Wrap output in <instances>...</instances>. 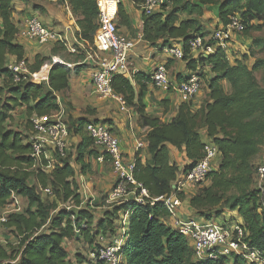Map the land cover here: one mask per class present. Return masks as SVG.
I'll return each mask as SVG.
<instances>
[{
	"label": "trees",
	"instance_id": "obj_1",
	"mask_svg": "<svg viewBox=\"0 0 264 264\" xmlns=\"http://www.w3.org/2000/svg\"><path fill=\"white\" fill-rule=\"evenodd\" d=\"M58 1L67 2L79 27L76 36L91 44L97 26L96 0ZM128 1L137 6L142 0ZM12 3L13 0H0V210L14 197L24 204L20 211L8 213L2 224L18 243L0 245V264H104L94 261L91 253L99 247V234L106 236V244L111 243L118 234V216L125 212L128 217L120 244V264H248L233 253L216 258L195 257L188 239L164 222L170 216L166 208L161 202H150L172 193L181 201L185 199V194L172 185L203 157L206 142L200 137L201 128L217 147L219 157L206 176L208 185L199 187L188 199L192 217L214 221L224 210L236 211L242 218L247 243L264 250V183L260 190L255 180L258 164L255 159L264 153V58L255 55L264 51V35L250 36L264 27V0H169L154 13H141L142 39L161 50L180 42L187 54L190 40L195 35H206L199 18L207 6L214 7L217 23L221 25L227 24L229 16L238 14L245 26L239 34L249 40V45L241 59H232L231 54L220 48L197 59L185 55L183 61L190 71L209 66L212 75L204 81L209 101L196 110L191 102H181L175 116L167 122L144 111L141 96L146 83L151 82V74L133 73L131 79L139 84L138 91L128 78L113 76L114 92L122 95L139 114L140 130L145 134L149 157L142 162L139 152L135 153L133 177L146 188L148 198L141 204L129 199L100 210L99 216H95V208L102 207L98 202L93 207L87 204L72 211L58 206L69 199L75 205L80 203L75 175L86 173V158L97 156L83 128L86 122L97 119L69 116V134L79 136L73 152L48 171L30 170V117L57 110L55 94L60 95L68 88L70 75L81 66L56 63L49 68L46 81L13 82L6 67L8 61L24 60L34 73L66 48L54 42L49 55L37 53L29 62L23 45L15 41L17 28L11 20ZM117 17L120 25L128 24L122 3ZM78 57L84 58V54H77ZM251 57L255 58L248 64ZM259 71L261 79L257 77ZM225 81L229 91L225 90ZM135 95L137 103L133 104ZM62 104L68 105L63 100ZM17 110L25 114L20 128L11 126ZM168 145L184 153L188 162L182 168L170 160ZM74 165H78L79 171ZM47 186L52 190L51 196H45L49 201L39 192V188ZM100 197L103 199L105 195ZM67 240L78 243L81 250L70 254Z\"/></svg>",
	"mask_w": 264,
	"mask_h": 264
},
{
	"label": "built area",
	"instance_id": "obj_2",
	"mask_svg": "<svg viewBox=\"0 0 264 264\" xmlns=\"http://www.w3.org/2000/svg\"><path fill=\"white\" fill-rule=\"evenodd\" d=\"M121 2L122 0H96L98 9L97 26L93 34V41L90 45L88 44L87 59L94 64L90 73V80L96 95L114 100L121 111L129 112L124 97L115 93L112 88L114 75L124 76L128 74L129 57L135 46L133 38L127 37L118 30L117 14ZM167 2L169 0H142L138 7L141 13L149 15L159 10ZM244 27L240 16L233 14L229 16L227 24L217 23L214 26L212 25L207 36L195 35L188 43L187 54H185L180 42L163 48V51L171 58L179 61H183L185 55L193 59L206 56L214 52L215 48H220L228 53L233 36L241 33ZM22 34L38 44L58 42L69 51H74V47L68 43L69 40L65 35L43 24L35 15H30L24 19ZM56 63L66 65L61 59L53 56L48 64L43 65L38 72L34 73L28 70L24 60H10L6 63V67L12 73L13 82L15 83L21 80L37 81L39 83L40 80H47V71ZM150 78L154 88L176 93L180 101L186 103L195 98L201 91L205 81L201 67L189 71L180 82L173 81L166 64L163 63L154 67ZM55 98L58 104L57 110L45 115L34 114L30 117L31 129L28 133L31 144L29 155L32 162L30 170L34 172L52 169L59 162V159H65L73 152V148L69 145L66 110L61 97L55 94ZM83 129L91 139L92 149L98 152L95 160L100 163L108 162L114 172V180L104 198L106 208L120 205L129 199H133L140 204L144 203L145 199L148 198V192L133 177L134 158L129 159L123 154L119 139L111 132L109 125L102 121L90 120L85 123ZM144 147L145 140L136 138V152L140 154ZM218 157L217 147L211 141L206 142L203 148V157L185 174H180L172 187H176L178 192H183V188L187 185L193 186L204 182L208 172L216 166ZM255 180L257 188L262 190L264 183V153L259 158ZM77 183L81 199L75 209H80L87 204L93 207L96 197L90 193V187L82 179ZM39 192L43 196L52 195V190L48 186L39 188ZM67 202H72V200L69 199ZM150 202H161L166 208L172 218L171 225L188 239L195 257L216 258L219 255L233 253L242 257L248 264H264V250L250 246L247 243L245 240L247 233L241 223L203 221L193 217L181 219L176 216V210L180 206L181 200L175 193L157 196L152 198ZM20 209V202L14 197L13 201L0 212V225L6 221L8 213L17 212ZM118 217V234L111 239V243L106 244V236L99 234V247L90 256L94 261L104 264L121 263L120 244L123 241L122 235L127 224L128 213H120Z\"/></svg>",
	"mask_w": 264,
	"mask_h": 264
},
{
	"label": "crops",
	"instance_id": "obj_3",
	"mask_svg": "<svg viewBox=\"0 0 264 264\" xmlns=\"http://www.w3.org/2000/svg\"><path fill=\"white\" fill-rule=\"evenodd\" d=\"M12 4L13 11L11 13V20L17 28L15 41L23 45L25 56L29 62H31L33 56L37 53L41 55H49L51 49L54 47V43L38 44L22 34L24 19L30 15L37 16V18L45 25L53 26L55 30L65 35L69 40L68 43L74 47V51L65 49L59 54L53 55L65 62L69 67L75 65L81 66L79 71L70 75L68 88L60 94L62 100L68 104L64 107L66 110V117L85 116L90 119H97L98 121L109 120L110 123L108 125L110 130L118 137L123 154L129 159H133L136 153V138H145V134L140 130L139 114L129 105H127L129 112H123L119 109L117 102L114 100L101 98L96 95L90 80V73L94 64L87 59V52L90 43L76 36L79 27L75 22V18L72 15L67 2H57V0H13ZM122 5L125 7L128 16V24L120 25L117 22L118 30L127 37L135 40V46L129 57V72L127 75H124V77L128 78L135 86L136 91H138L139 84L131 79L133 73L142 72L145 75H150L156 65L163 63L166 64L171 80L177 82L183 80L185 75L190 71L186 68L185 62L175 60L166 54L163 49L161 50L160 48L152 47L145 42L142 39L140 8L138 5L136 6L133 2L128 0H125ZM201 19H203L200 20L201 26L203 28L205 27L207 30H210L212 25L214 26L218 22L215 10L210 16V25H208L209 22L205 20L204 17L201 16ZM136 24L138 25L135 26ZM136 27L138 28V32H135L134 30ZM206 29H202V32H205ZM247 41V39H238V35L235 34L231 41V47L234 45L237 47V42H240V44L244 46ZM80 53L84 54V58H76V55H80ZM201 71L205 80L212 75L209 72V66L201 67ZM203 84L205 85V82H203ZM223 84L225 90L229 91V84L226 81ZM163 100H165V102H163ZM204 101H209L206 89L204 93L201 90L191 101L192 108L195 110L200 108ZM141 102L144 105V111L147 115L158 116L162 122H167L173 118L176 114L178 105L181 103L176 93L156 89L152 86L151 82L146 83V88L141 96ZM136 103L137 97L135 95L133 104ZM86 109L89 111L85 112ZM21 113L24 112L21 111ZM199 134L202 141H210L206 136L204 128L199 130ZM78 139L79 136H71L69 134V145L74 148ZM168 150L170 160L180 168L188 162L183 152L177 151L170 145H168ZM96 153L98 154L97 151ZM140 154L142 162L146 161L149 157L146 154L145 147L141 150ZM95 158L96 157L86 158L85 162L88 164L86 173H77L75 175V180L78 182L82 179L90 187V193L94 196L96 195L97 200H99L100 196L106 195L109 191L112 181L114 180V172L108 162L105 161L100 163L97 162ZM74 167L78 169V165H74ZM208 183V181H204L201 184L193 186L187 185L183 188L185 199L181 201L180 206L176 210L177 217L185 219L193 216L192 210L188 204V199L199 187L208 185ZM1 211L2 210H0V212ZM95 213H97L98 216L100 215L99 207L96 209ZM171 220V216H168L164 219V222L171 225ZM214 221L242 223V218L236 211L224 210L218 218L214 219ZM7 243L15 246L18 241L15 238L11 240V238H6L4 235L1 236L0 234V245Z\"/></svg>",
	"mask_w": 264,
	"mask_h": 264
},
{
	"label": "rangeland",
	"instance_id": "obj_4",
	"mask_svg": "<svg viewBox=\"0 0 264 264\" xmlns=\"http://www.w3.org/2000/svg\"><path fill=\"white\" fill-rule=\"evenodd\" d=\"M57 2H59L58 0H57ZM125 2V0H122V2L121 3H124ZM213 11H214V7H212V6H207V7H204L203 8V14H202V17H204V19L205 20H207L208 22H209V24L208 25H210L211 24V19H210V16L212 15V13H213ZM200 20H203V19H201V17L199 18ZM138 24H136L135 26H137ZM48 26H50V27H52V28H54L53 26H51V25H48ZM210 27V26H209ZM55 29V28H54ZM202 29L203 30H205L206 28L204 27H202ZM135 32H138V28L136 27L135 29ZM208 33H210V30L208 29H206V31H205V33L204 34H206L205 36H207L208 35ZM253 35H255V36H257V35H259V36H263L264 35V27L260 30V31H253L251 34H250V36H253ZM238 39H240V40H243V39H246L244 36H242V34L240 35V34H238ZM249 41V40H248ZM248 41H247V43H245L244 44V46H242V44H240V42H237V47L234 45V46H230L231 48H230V50L228 51V53L229 54H231L233 57H232V59L234 58V57H239L240 59L242 58V54L243 53H245L246 51H247V47H248V45H249V43H248ZM258 56H263V58H264V51L263 52H261V53H257V55H255V57H258ZM255 57H251V58H249L248 60H247V63L248 64H250L251 62H252V60H253V58H255ZM51 61V60H50ZM49 62H47V63H45V64H48ZM44 64V65H45ZM47 73H48V71H47ZM257 77L259 78V79H261V77H262V72H258L257 73ZM33 81V80H32ZM41 81V80H40ZM40 81H39V83H40ZM34 82H36V83H38L37 81H34ZM201 90L203 91V93L205 92V85L203 84L202 85V88H201ZM60 96V95H59ZM61 97V96H60ZM62 99V98H61ZM25 114L24 113H21L19 110H17L16 111V114H15V116H14V120L13 121H11V126H13V127H17V126H19V122H22V120L24 119V116ZM67 118V122H68V120H69V117H66ZM73 145V144H72ZM72 147V146H71ZM70 147V148H71ZM261 156V153L257 156V158L255 159V163H257L258 162V160H259V157ZM78 171H79V167H78V169H77ZM32 177V176H31ZM207 181H209V180H207ZM102 196H104V195H102ZM95 197H96V201L95 202H98V204L100 203V205H102V209L104 210L105 208H106V205L104 204V198L102 199L101 197H100V199L97 201V196L95 195ZM42 198L44 199V200H47V201H49L47 198H45V196H42ZM23 204L24 203H21L20 202V206L22 207L23 206ZM58 206L60 207V208H64L65 210H68V211H72V210H76L75 209V203L74 202H67V201H65L64 203H61V202H59V204H58ZM102 209H100V210H102ZM96 215L95 216H98L97 215V213H95ZM0 234H1V236H5L6 238H11V240H13L15 237L13 236V235H11L10 234V231H9V229L8 228H6V227H4V226H0ZM16 239V238H15ZM67 246H68V249H69V251H70V254L71 253H73V252H76V251H80L81 250V248H80V246H79V244L78 243H76V242H74V241H72V240H67ZM16 246V245H15ZM227 264H232L231 262H229V263H227Z\"/></svg>",
	"mask_w": 264,
	"mask_h": 264
}]
</instances>
